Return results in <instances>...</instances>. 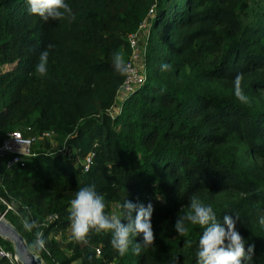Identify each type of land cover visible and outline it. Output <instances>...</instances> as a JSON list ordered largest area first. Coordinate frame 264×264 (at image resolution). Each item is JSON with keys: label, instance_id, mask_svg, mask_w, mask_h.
Returning <instances> with one entry per match:
<instances>
[{"label": "trees", "instance_id": "obj_1", "mask_svg": "<svg viewBox=\"0 0 264 264\" xmlns=\"http://www.w3.org/2000/svg\"><path fill=\"white\" fill-rule=\"evenodd\" d=\"M65 3L70 17L45 22L26 0H0V64L14 63L0 71V139L19 128L24 135L51 130L61 140L54 152L31 145L33 154L9 166L11 156L0 157V194L26 202L21 215L8 209L3 216L30 247L36 234L22 220L55 214L38 232L45 249L30 247L45 264H196L203 229L189 224L180 237L174 228L196 197L221 223L225 214L238 217L245 248L254 245L248 264H264V0ZM142 19L145 78L111 114L125 76L114 72L112 56L126 50ZM42 51L43 76L35 70ZM238 74L247 104L234 95ZM91 185L106 215L110 203L121 214L125 198L151 202L154 245L120 256L110 232L91 231L86 244L50 237L69 231L70 200Z\"/></svg>", "mask_w": 264, "mask_h": 264}, {"label": "clouds", "instance_id": "obj_2", "mask_svg": "<svg viewBox=\"0 0 264 264\" xmlns=\"http://www.w3.org/2000/svg\"><path fill=\"white\" fill-rule=\"evenodd\" d=\"M26 5L30 14L39 16L45 22L63 20L72 14V9L65 0H26ZM47 63L48 52L42 51L35 66V70L42 76L47 72ZM112 66L119 75L128 71L124 58L119 53H113ZM169 69L170 65H161L162 71ZM241 80L242 76L238 74L234 80V95L241 103L247 104L249 101L241 88ZM105 207L104 197L96 192L94 185L79 188L70 200L68 209L70 240L86 244L91 231L110 232L112 248L120 256L128 253L130 246L132 254L139 256L143 249L154 245L155 236L151 223L154 209L151 202L145 205L125 198L120 206V216L106 215ZM188 207L189 210L176 219L174 228L180 237L188 235L189 224L203 229L198 241L196 264H248L253 257L254 245L249 244L245 248V239L236 230L238 217L235 216L234 219L225 214L221 223L211 205H205L196 197L191 198ZM122 218L127 222L122 223ZM22 223L26 231L37 227L34 220L24 219ZM259 223L264 227V216ZM137 236H142L141 241H136ZM45 244L43 234L37 233L32 247L43 250Z\"/></svg>", "mask_w": 264, "mask_h": 264}, {"label": "built area", "instance_id": "obj_3", "mask_svg": "<svg viewBox=\"0 0 264 264\" xmlns=\"http://www.w3.org/2000/svg\"><path fill=\"white\" fill-rule=\"evenodd\" d=\"M151 9H149L150 11ZM146 19H142L136 30L130 32L126 36V42L129 47V55L125 60L128 67L124 79L119 87V91H122L121 95L124 96L126 93L131 91L134 87L140 84L145 78V62H144V52L145 45L143 41V36L146 35ZM143 35V36H142ZM117 91V95H118ZM116 95V97H117ZM112 109V107H111ZM110 109V110H111ZM113 114V111H110ZM29 129V126L25 127ZM53 132L51 130H41L36 134L24 135L20 129H11L5 131L0 139V157L2 155L11 156L5 161V166H9L12 162L21 160L23 155H31V145L37 138L51 137ZM90 161V153H88L83 161V169H86ZM0 202L3 204V209L0 212L2 215L6 210L10 208L4 196L0 194ZM55 214L48 216V219L54 218ZM70 230H71V225ZM98 248L95 252L98 253ZM0 264H20L15 257L12 249L6 248L0 240Z\"/></svg>", "mask_w": 264, "mask_h": 264}, {"label": "rangeland", "instance_id": "obj_4", "mask_svg": "<svg viewBox=\"0 0 264 264\" xmlns=\"http://www.w3.org/2000/svg\"><path fill=\"white\" fill-rule=\"evenodd\" d=\"M144 38L145 37L143 36V38H142L143 41H144ZM119 54H121L123 56L124 61H125L129 55L128 45L126 46V50L125 49L120 50ZM13 64H14L13 62H7V63L0 64V71L10 69L13 66ZM118 92H119L118 97H120L122 91L118 90ZM262 97L264 99V93H263ZM116 102H117V100H116ZM110 111H115V109L112 108ZM13 127H18V126H13ZM5 129L6 128H4V130ZM13 129H19V128H13ZM60 143H61L60 138L52 135L51 137L37 138L32 143V145H34L33 147L35 149H39L41 151L54 152L59 148ZM5 199H6L7 203L10 205L9 210L13 211L14 213H16L18 215L19 214L21 215L23 213V210L26 208V202L19 196H15L11 193H7V194H5ZM107 215L108 216H120L121 215L119 210H118V205L116 203H110V205L108 207ZM47 220H48V215L46 217H43L40 222H36L37 227L33 228L32 232L37 234L40 230V227ZM54 235L57 237V241H59L60 243H65V241H68L70 239V236H71L70 229H69V231H66L65 233H62V234L61 233H55ZM57 235L60 237H58ZM30 247H32V243L30 244ZM65 252L69 253L67 250ZM73 263L74 262H72L71 264H73Z\"/></svg>", "mask_w": 264, "mask_h": 264}, {"label": "water", "instance_id": "obj_5", "mask_svg": "<svg viewBox=\"0 0 264 264\" xmlns=\"http://www.w3.org/2000/svg\"><path fill=\"white\" fill-rule=\"evenodd\" d=\"M0 237L9 241L11 249L20 264H45L40 254L30 248L22 234L0 213Z\"/></svg>", "mask_w": 264, "mask_h": 264}, {"label": "crops", "instance_id": "obj_6", "mask_svg": "<svg viewBox=\"0 0 264 264\" xmlns=\"http://www.w3.org/2000/svg\"><path fill=\"white\" fill-rule=\"evenodd\" d=\"M122 97H123L122 95H120V97H118V95H117V97H116L117 102L115 101V103L112 106V108L115 109V111H113V112H116L119 109V104H120V101H121ZM57 233H59V232H57ZM54 234L55 233H51V234H49V236L50 237L52 236L53 238L57 239V237ZM58 237H60V236H58Z\"/></svg>", "mask_w": 264, "mask_h": 264}]
</instances>
